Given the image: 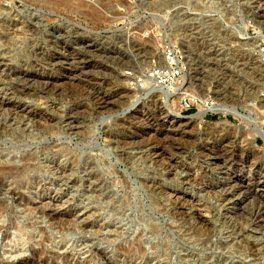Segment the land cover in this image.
<instances>
[{"label": "rangeland", "instance_id": "1", "mask_svg": "<svg viewBox=\"0 0 264 264\" xmlns=\"http://www.w3.org/2000/svg\"><path fill=\"white\" fill-rule=\"evenodd\" d=\"M64 1L0 0V24L23 22L0 41V65L25 87L8 97L31 109L0 108V159L34 152L38 177L20 190L29 202L0 186V264H264V225L252 222L264 187L251 175H264V141L249 140L264 129L263 0ZM163 47L183 57L178 81L162 97L128 90L165 67ZM206 98L230 113L197 123ZM239 177L251 186L233 193ZM13 221L30 230L26 247Z\"/></svg>", "mask_w": 264, "mask_h": 264}, {"label": "bare ground", "instance_id": "2", "mask_svg": "<svg viewBox=\"0 0 264 264\" xmlns=\"http://www.w3.org/2000/svg\"><path fill=\"white\" fill-rule=\"evenodd\" d=\"M34 1V0H33ZM63 2V1H62ZM80 2V1H79ZM64 4H66L67 6H77V7H85V3H76V2H73V1H64ZM260 13H261V16L264 17V0L261 4H258L256 7H255ZM259 14V13H258ZM258 16V15H257ZM264 19V18H263ZM13 20H15L14 22H12V27L10 28L9 26L6 25V21L5 22H1L0 26L1 28L3 29L2 31V34L0 33V41L2 44L5 43L6 41V36H4V33L5 31H11L12 34H19L21 32V28H22V24L23 22L20 20V19H16V18H13ZM28 20V19H27ZM35 24V23H34ZM10 25V24H9ZM29 28H33L34 25L32 23L29 22ZM27 27V28H28ZM28 28V29H29ZM18 40V39H17ZM144 41V40H143ZM146 41V40H145ZM150 41V40H149ZM22 43V42H21ZM82 45V44H80ZM83 47V46H82ZM84 48V47H83ZM86 51V49H85ZM160 54V55H159ZM159 57H162V53H158ZM158 59V58H157ZM1 61H3L2 59V55H0V63ZM185 63V62H184ZM167 64H165L166 66ZM0 108H4L8 111V113H11V114H14L16 113L17 115L19 113H23V114H30L31 112V109H29V106H26L24 103H21L19 101H14V100H10L11 97H8L9 95H13L15 93H21V92H24V89L25 87L22 86V85H19L17 83L14 84L15 81H17V75L20 74V72H17L10 64L6 63L4 65H0ZM162 67V66H161ZM17 68V67H16ZM189 72V71H188ZM16 78H12V76H14ZM185 75V74H184ZM145 78L142 79V83L140 84H136L135 87H130L128 86L127 89L128 90H131L133 89L134 91H140V92H146V94L148 93H157L159 96L162 97V94L161 93L166 86H169V85H165V84H162V83H158V79H156L155 77H152L149 75H146L144 76ZM10 78V83H9V86H7V79ZM184 79L183 80V83L184 85H182V89H185L186 91L188 90L189 88V85L187 86V78L183 77ZM191 83V82H190ZM128 85V84H127ZM201 85V84H200ZM187 86V87H186ZM167 88V87H166ZM260 88V87H259ZM126 89V90H127ZM158 90V91H157ZM256 90V89H255ZM224 92V91H223ZM22 94V93H21ZM186 94V93H185ZM256 96V95H255ZM6 97V98H5ZM262 102L264 103V99H262ZM135 105V104H134ZM251 106V105H250ZM215 111V112H220L222 115H226L228 113H230V111L228 109H223L221 108L220 105H216L215 107H212V108H205L203 107L202 110L200 112H198L197 114H195L193 117V119H195L197 121V123H200V124H205L206 123V120H205V114L207 111ZM175 113V112H174ZM173 113V114H174ZM234 113V112H233ZM172 114L173 117H171L173 120L169 123V124H175L173 126H179L182 124V119L180 118H177L176 116H174ZM237 115V114H236ZM239 116V114L237 115ZM162 120V118H157V120ZM249 120V119H247ZM246 120V121H247ZM224 121V120H223ZM255 121V120H254ZM165 123V121H163ZM190 121L189 120H186V122H184V125L187 126L189 125ZM226 122V120L224 121ZM255 125H257V121L254 122ZM259 123V122H258ZM261 123V122H260ZM168 124V125H169ZM248 124V123H247ZM165 125V124H164ZM242 126V125H240ZM260 126V124H259ZM262 126V125H261ZM167 129L168 126H165ZM6 129V124L4 123H0V134L2 133L3 130ZM248 130V128H247ZM253 130V136L250 140V142H254L256 137H261L262 140L264 141V129L261 128V127H255L254 129H251ZM162 132V131H161ZM248 132V131H247ZM2 135V134H1ZM151 155L154 157V158H158V157H162L164 155V152L162 151V148L160 146H154L152 149H151ZM212 157H209L208 160H207V164L208 165H211L212 164V161H211ZM34 160V152L33 153H30V152H23L21 153V155L19 156V161H20V165H15L13 164L11 161H5V160H2L0 159V186H4L5 183H7L8 181H10V183L14 186V189L15 190H19L18 192L17 191H11V194L14 196V195H17V199L19 200H22L24 202H29L31 200V196L30 197H26L25 194H22L20 192V190H23V189H29V188H32L33 186H36L37 185V179L38 177L35 176V175H29L28 172L30 170H33L35 168H37V166L33 165L32 161ZM168 160V159H167ZM35 161V160H34ZM246 161V160H245ZM179 168V167H178ZM34 171V170H33ZM184 171V170H183ZM256 171H251V175L254 176V175H258L256 176L255 179H258L257 182H256V186L257 188H261V187H264V175H262L261 173L263 172H256ZM187 173H188V176L190 177L191 180H194L198 177V173L197 171H193L192 169H190L189 167L187 168ZM241 176V175H239ZM238 182L235 183L236 185L234 186V188H232L231 190H233V193H236L237 191H240L241 189L243 190V188H247L249 189L250 186H251V179L250 177L248 178H242V177H239L237 178ZM233 181V180H232ZM158 185V184H157ZM202 185V184H201ZM219 188V187H218ZM256 189V188H255ZM264 189V188H263ZM252 190V189H251ZM172 192V191H171ZM257 192V191H256ZM172 194V193H171ZM264 194V193H263ZM171 196L174 197L175 201H182L184 202L185 200V195L184 193L182 194H179V193H173ZM260 196V195H259ZM244 198V197H243ZM14 199V198H13ZM187 199V197H186ZM198 200V199H197ZM187 201V200H186ZM191 201H194V200H191ZM247 201V200H246ZM198 202V201H197ZM187 203V202H186ZM189 203V202H188ZM195 203V202H194ZM193 203V205H194ZM201 204V203H200ZM240 204V203H239ZM197 206V204H196ZM200 208V206H199ZM197 209V208H196ZM200 211V210H199ZM261 211V210H260ZM3 212V211H2ZM256 213L255 216L253 217V223L254 225H256L257 227L259 226H262L264 225V216L263 214H260L259 213V209L257 211H255ZM198 221L199 222H204L205 223V220H206V216L200 214L199 212V215H198ZM9 223L10 220H8ZM252 223V224H253ZM206 225V224H204ZM12 226L15 228L16 230V240H15V243L16 244H20L22 247H26V245L30 242L31 240V234H30V230L28 229V227L24 226V225H20L18 223H16L15 221L12 222ZM108 225H105V227H107ZM156 226V225H155ZM154 230H155V227H154ZM157 230V229H156ZM118 250L120 249H124L122 246H117L116 247ZM126 252L129 253V255L132 257V253L130 250L128 249H125ZM139 251L142 253L143 250L139 249ZM139 252V253H140ZM260 253V252H259ZM258 251L255 250V252L253 253V255L257 256L259 255ZM252 254V253H251ZM143 255V254H142Z\"/></svg>", "mask_w": 264, "mask_h": 264}, {"label": "built area", "instance_id": "3", "mask_svg": "<svg viewBox=\"0 0 264 264\" xmlns=\"http://www.w3.org/2000/svg\"><path fill=\"white\" fill-rule=\"evenodd\" d=\"M161 51H162V55L164 56V59L167 65L163 68L157 65H151V68L148 74L158 79V83L167 85L175 81H178V79L182 76V73L184 72L183 71L184 66H182L183 57H181L180 55H177L175 51L172 50L170 47H167V48L163 47ZM183 102L187 106L189 105L187 103L186 96L183 97ZM200 102L204 105L205 108H212V107H215L216 105L214 104L213 100H209L207 98L204 100H200ZM207 112L215 113V111H210V110Z\"/></svg>", "mask_w": 264, "mask_h": 264}, {"label": "trees", "instance_id": "4", "mask_svg": "<svg viewBox=\"0 0 264 264\" xmlns=\"http://www.w3.org/2000/svg\"><path fill=\"white\" fill-rule=\"evenodd\" d=\"M192 109V108H191Z\"/></svg>", "mask_w": 264, "mask_h": 264}]
</instances>
